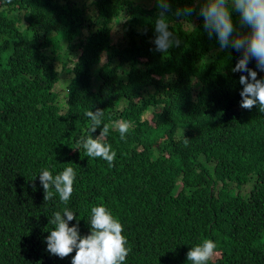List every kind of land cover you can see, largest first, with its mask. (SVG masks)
Returning <instances> with one entry per match:
<instances>
[{"label":"trees","instance_id":"1","mask_svg":"<svg viewBox=\"0 0 264 264\" xmlns=\"http://www.w3.org/2000/svg\"><path fill=\"white\" fill-rule=\"evenodd\" d=\"M167 2L179 45L162 53L157 0H0V264H71L75 250L47 251L49 221L67 208L87 236L100 205L123 226L124 264H192L204 239L217 244L207 264H264V113L240 107L242 53L209 38L202 0ZM248 67L264 79L254 59ZM97 109L91 135L109 125L112 166L77 143ZM120 120L131 122L123 140ZM66 167L70 200H44L39 174Z\"/></svg>","mask_w":264,"mask_h":264},{"label":"clouds","instance_id":"2","mask_svg":"<svg viewBox=\"0 0 264 264\" xmlns=\"http://www.w3.org/2000/svg\"><path fill=\"white\" fill-rule=\"evenodd\" d=\"M161 9L159 18L155 21V38L153 44L156 51L166 53L179 41L168 30L169 25L165 12L169 10L167 0H157ZM191 8L178 10L177 14H190ZM230 11L239 15L240 25L247 30L239 32L230 17ZM200 15L203 17V26L209 38L215 34L220 48L232 47L242 53L233 72L247 73L240 75L239 83L242 85L240 107L251 110L259 106L264 113V79H257V71L248 67L250 59L256 62V68L264 72V0H202ZM187 27L190 25L186 24ZM90 119L89 135L78 141L85 149V155L92 158H102L112 166L116 153L109 144L104 143L109 133V125L103 124L97 138H92L102 125L103 111H86ZM114 126L123 140L131 127L130 121H116ZM76 173L72 167H66L60 174L53 177L51 172L43 169L39 174V181L44 190V200H49L54 194L59 195L60 201L67 204L73 192V183ZM36 177V176H35ZM34 177V178H35ZM54 189V192L51 190ZM77 219L74 212L65 208L63 214L56 212L49 223L55 225L46 237L47 251L59 258L69 256L73 250L71 264H124L130 249L126 247L127 240L122 235L123 226L103 206L91 208L90 234H79L78 222L69 227V222ZM217 244L211 239H204L201 244L191 247L187 252V260L192 264H207L215 253Z\"/></svg>","mask_w":264,"mask_h":264},{"label":"rangeland","instance_id":"3","mask_svg":"<svg viewBox=\"0 0 264 264\" xmlns=\"http://www.w3.org/2000/svg\"><path fill=\"white\" fill-rule=\"evenodd\" d=\"M144 1L147 3V5H152V4H154V0H144ZM84 34L86 35L87 32L84 31ZM115 37H116V36H115ZM120 39H121V37H117L115 41H118V40H120ZM57 48L59 49L60 47L57 46ZM60 52H61V51H60ZM64 81H65V80H64ZM55 91L59 92V95H58V106L64 107V106H65V91L63 90V83H62V82L57 84V86L55 87ZM62 112H63V111H62ZM146 119L149 120V122H152V116H151V114L148 115V116L146 117ZM250 183H252V181H248V182H247L245 185H243V186H247V185H249ZM243 186L240 187V190H242V187H243ZM242 193H243V192H242Z\"/></svg>","mask_w":264,"mask_h":264}]
</instances>
